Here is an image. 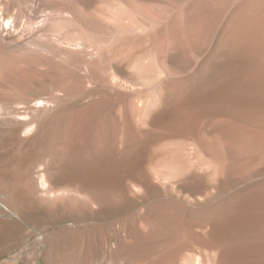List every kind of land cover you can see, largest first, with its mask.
<instances>
[{"label": "rangeland", "instance_id": "obj_1", "mask_svg": "<svg viewBox=\"0 0 264 264\" xmlns=\"http://www.w3.org/2000/svg\"><path fill=\"white\" fill-rule=\"evenodd\" d=\"M263 42L264 0H0V264H264Z\"/></svg>", "mask_w": 264, "mask_h": 264}, {"label": "bare ground", "instance_id": "obj_2", "mask_svg": "<svg viewBox=\"0 0 264 264\" xmlns=\"http://www.w3.org/2000/svg\"><path fill=\"white\" fill-rule=\"evenodd\" d=\"M248 41V40H247ZM264 43V42H263ZM237 52V51H236ZM243 54V53H242ZM246 56V55H245ZM247 57V56H246ZM264 80V70L260 69L257 71V73L251 78V84L250 87H255L256 85H258V87L260 88V86L262 85V82ZM258 88V89H259ZM253 89V88H252ZM238 96V95H237ZM261 103H264V97H262V100L260 101ZM248 104V103H247ZM45 185V183H43ZM42 184V185H43ZM244 248L243 247H238L235 251V253H239L240 251H243ZM235 253L233 255H235ZM231 260V259H230Z\"/></svg>", "mask_w": 264, "mask_h": 264}]
</instances>
